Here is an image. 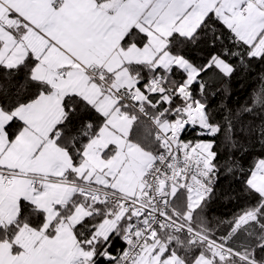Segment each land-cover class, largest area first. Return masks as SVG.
Masks as SVG:
<instances>
[{"label":"snow or ice","instance_id":"1","mask_svg":"<svg viewBox=\"0 0 264 264\" xmlns=\"http://www.w3.org/2000/svg\"><path fill=\"white\" fill-rule=\"evenodd\" d=\"M0 264H264V0H0Z\"/></svg>","mask_w":264,"mask_h":264},{"label":"trees","instance_id":"2","mask_svg":"<svg viewBox=\"0 0 264 264\" xmlns=\"http://www.w3.org/2000/svg\"><path fill=\"white\" fill-rule=\"evenodd\" d=\"M248 87V82H242V81H238V80H234L233 84H232V88H233V96L231 98V102L235 103L236 100L241 99L244 94H245V90ZM217 103L216 100H213V105H215ZM219 118V117H217ZM254 156L253 157H247L245 160L246 166L250 165L251 163H253L254 160ZM222 185L225 188L229 187L228 181H222ZM231 187H236V185H231ZM215 213L217 215H227L228 213H230L232 211V208L229 206H225L223 203H217L215 206ZM119 246V245H117Z\"/></svg>","mask_w":264,"mask_h":264}]
</instances>
